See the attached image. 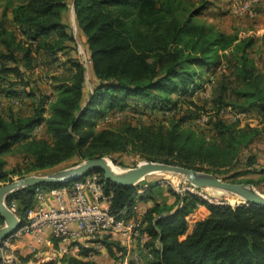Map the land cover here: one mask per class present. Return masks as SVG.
<instances>
[{
    "label": "trees",
    "instance_id": "1",
    "mask_svg": "<svg viewBox=\"0 0 264 264\" xmlns=\"http://www.w3.org/2000/svg\"><path fill=\"white\" fill-rule=\"evenodd\" d=\"M205 4L184 0H7L1 5L0 93L16 98L24 94L33 102L30 114L13 109L6 115L0 112V156L19 144L24 160L12 170H6V162L0 161V186L15 177L42 174L74 158L84 161L109 156L117 162L115 156L127 152L137 154L139 161L196 170L212 163L217 169L210 172L236 183L243 182L235 180L237 177L256 173L257 157L245 152L264 129L239 128L223 119L207 128L187 126L206 110L193 97L205 88L209 72L220 65L226 66L227 73L215 80L212 110L232 106L264 113V72L251 51L258 38L239 41L237 35L201 20ZM70 7L76 32L67 22ZM79 44L85 50V61L77 53ZM60 54L66 55L64 70L51 76L52 93L35 89L31 72L41 62L58 61ZM3 84L8 87L2 88ZM141 107L161 111L164 121L156 126L126 119L121 128L97 130L95 118L129 110L140 114ZM168 110L173 116H166ZM42 125L46 136L33 135ZM94 173L104 195L111 197V214L125 211V218L131 219L138 216L139 202L151 203L142 216L145 248L151 255L146 264H264L263 207L210 204L168 187L158 194L162 189L159 182L126 187L106 180L99 170ZM244 182L259 186L264 177ZM36 188L7 196V205H16L22 225L36 205ZM201 205L209 214L189 232L186 217ZM53 242L56 248L61 246L59 239ZM98 244L102 250L96 248ZM125 251L119 235L104 233L65 259L66 264H98L92 256L107 254L112 264H120ZM18 258L21 264L30 261L31 255ZM0 264H4L1 258Z\"/></svg>",
    "mask_w": 264,
    "mask_h": 264
},
{
    "label": "built area",
    "instance_id": "2",
    "mask_svg": "<svg viewBox=\"0 0 264 264\" xmlns=\"http://www.w3.org/2000/svg\"><path fill=\"white\" fill-rule=\"evenodd\" d=\"M233 13L239 16H258V11L252 3L246 0L236 2L232 7ZM124 113L116 112L112 116L122 117ZM173 111H166V116H173ZM118 115V116H117ZM226 116L238 121L248 116L246 111H241L232 106L223 107L220 110L202 111L197 122L209 127L211 122L217 119L225 120ZM97 174H90L79 181L68 185L44 188H36V205L27 215V222L20 226L8 239L0 245V258L4 264H20L15 255L14 246L21 238L28 239V247L32 252H37L40 247L55 248L59 257L70 256L71 253H78L80 246H86V241L101 237L104 233L119 235L126 248L125 255L120 264H146L151 257L145 248L147 237L142 232V216L126 219L125 211L120 215H113L109 211L111 197L105 196L102 185L98 181ZM186 187L178 194H194L210 204L230 205L225 201L209 200L201 192L208 188H200L185 181ZM213 189V188H211ZM140 190L139 193H142ZM241 205L239 202L237 205ZM199 206L194 212L186 217L189 225H195L200 221ZM16 212V205L9 206ZM61 241V246L56 248L53 239ZM15 240V242H14ZM102 250V245L96 246ZM74 250V251H73ZM98 256H92L93 259Z\"/></svg>",
    "mask_w": 264,
    "mask_h": 264
},
{
    "label": "rangeland",
    "instance_id": "3",
    "mask_svg": "<svg viewBox=\"0 0 264 264\" xmlns=\"http://www.w3.org/2000/svg\"><path fill=\"white\" fill-rule=\"evenodd\" d=\"M6 1L7 0H0V6L3 5ZM10 1H14V3L20 2V0H10ZM184 1L186 2L192 1L193 3L197 5L206 3L205 4L206 8L203 10V14L200 17V19L205 21L208 24L216 25L217 27H219L221 30H223L226 33L237 35L239 41H241L244 38L252 37V36H255L256 38H258L256 45L251 49V51H252L254 59L258 63L259 68L264 72V48H263L264 47V0H246V1L251 2L253 7L258 11V16H255V17H251L249 15L239 16L233 13L232 7L234 3L243 2V0H184ZM74 14L75 13L73 12V10L69 8V11L66 17H67V22L70 25L72 24V21L74 20L73 18ZM79 56L81 60L85 61L86 58L84 56V52L82 55H79ZM34 77H35L34 79H36L35 80L36 82H34L32 86H34L35 89L39 88L46 94H50L52 92V87H51L52 84L50 83L48 71L42 72L40 71V69H38V71H35ZM205 78H206V75H205ZM89 82H90V79H89ZM208 93H209V88L208 90H206V86H205V88L201 91H198L194 95L193 98H195L198 103L205 105L206 107V96H209ZM29 101L25 99L26 103L23 106L16 105L13 102L12 103L9 102L7 104L6 102L5 103L2 102L1 107L3 108H1V113L6 115L10 113L9 111H11V109H14V110L16 109L17 111L22 112V113L25 110L28 111L29 106H30ZM150 110L148 109L147 113L142 112L141 114H139L138 112L133 113L131 110H129L127 113L122 114L123 115L122 117H119L118 115H117L118 117L112 116L114 112L106 113L104 117L95 118V121L97 123V130H102L104 128H121L125 125L122 123L126 119L131 121L133 124H137L141 122L143 124L153 123L156 126H158L160 124V121H164L165 119L164 114L158 110L156 112H153V110L151 111ZM206 110H212V109L206 108ZM178 117H180V115L175 118H178ZM225 121L228 123H233V124L235 123L237 125H242L243 122H248L250 124H255L254 126L261 125L262 127H264V123H263L264 115L258 112H256L254 114V117L252 116L250 120H248L247 118H243L238 121H233L232 118H230L229 116H226ZM187 126L189 127L194 126L196 128L198 127L207 128L206 125H202L198 123L197 119L194 121L192 120L188 121ZM34 134H36L37 136H46L44 134L42 127L36 128L33 131V135ZM260 143L262 142L260 141L257 144L260 145ZM259 145L257 146L254 145V147L251 148V152L249 149V151H246L245 154L248 155L251 153H255L256 151H259L258 149ZM18 149L20 150L21 147L19 148V144H16L14 146V149L11 152L4 154L3 156H0V161L6 162V166H5L6 170L15 169L17 165L24 163L23 156L22 154H19ZM106 158L110 160L109 162L111 164H114V167L124 172L135 167L133 166V164H135L136 162L137 164L141 162L139 161V156L137 154H134L133 152H127L123 155H120V154L116 155L115 158L117 162H114L112 158L109 156H107ZM80 162L82 161L79 160L78 158H74L72 160L67 161L66 163L62 165L52 168L49 171H45L42 174H33V175L49 174L55 171H59L65 168L72 167ZM201 167L203 168V170H198V171L206 173V174H213V175L214 173L210 171H214V169H217L215 165L212 163L203 164ZM257 167L258 169L261 168V166H258V165ZM219 176L222 177L223 175H219ZM249 178L260 179L261 176H259L258 173H253V174H249L245 176H239L235 180H237L238 182L243 181L242 183H247L244 181L245 179H249ZM18 179L20 178L18 177L14 178V180H18ZM186 180L187 179L184 176L178 175V174H152L140 180L136 185H138V187L139 186L143 187L142 185H145V184L150 185V184L159 182L165 185V187L173 188L177 192V191H182L186 187V184H185ZM247 184H250V183H247ZM250 185L255 190L264 194L263 183L259 186H255L253 184H250ZM201 193L205 195L209 200H212V201H215V200L225 201L229 203L230 205H237L238 202L240 204H247L244 201V199L238 195L216 190V189L208 188V189L203 190ZM200 218H203V215H201ZM4 225H5V221H2L0 218V228L3 227ZM189 226H190L189 232H191L194 226L191 224ZM25 240L26 238H21L19 243L16 242V244L18 245L17 248L14 246V249H15L14 253L17 258H18V255H21V254L23 256L31 255L30 261L25 262L22 260L23 262L21 264H66L67 260L65 259V257L58 258L59 253L55 248H53L52 250L51 247L44 246V247H40V250H37V252L34 253L28 247L29 241L26 244ZM71 255H74V253H71L70 256ZM111 259L112 258L109 255L102 254L98 256L97 258H95L94 260L98 264H112ZM18 260L20 259L18 258Z\"/></svg>",
    "mask_w": 264,
    "mask_h": 264
},
{
    "label": "water",
    "instance_id": "4",
    "mask_svg": "<svg viewBox=\"0 0 264 264\" xmlns=\"http://www.w3.org/2000/svg\"><path fill=\"white\" fill-rule=\"evenodd\" d=\"M109 161L106 157L90 158L69 168L45 175L27 176L0 186V216L5 221V225L0 228V245L21 226L18 214L10 209L6 203L9 194L27 187H37L43 184L68 185L83 179L95 170L103 172L106 180L126 187L134 186L140 180L152 174H178L184 176L197 187L213 188L232 193L242 197L247 204L264 208V194L247 183H236L193 168L148 160L141 161L137 166L127 170L125 174L118 175L114 171V164H110Z\"/></svg>",
    "mask_w": 264,
    "mask_h": 264
},
{
    "label": "crops",
    "instance_id": "5",
    "mask_svg": "<svg viewBox=\"0 0 264 264\" xmlns=\"http://www.w3.org/2000/svg\"><path fill=\"white\" fill-rule=\"evenodd\" d=\"M70 9L73 10L74 12V9L73 7H70ZM74 20L72 21V27L74 28L75 32H76V17H75V14H74ZM84 52V56L86 58V54H85V50L83 49V47L79 44V47H78V50H77V53L78 55H82ZM75 55V54H74ZM59 60L56 61V62H53V63H45V62H41L39 63V66H37L32 72H31V78L35 81L36 79H34V73L35 71H38V69H40V71H48V74H49V79H50V83H52V80H51V76L54 75V74H60L63 72L64 70V67H63V63L65 62L66 60V55H62L60 54L59 55ZM223 72H226V66L225 65H220L219 67L213 69L212 71L209 72V79L207 80V83H206V90H208L209 88V96H206V108L207 109H213L214 108V104H213V99H214V96H215V80L216 78ZM263 72V71H262ZM37 77V76H36ZM8 87V85H5L3 84L2 85V88H6ZM52 87V85H51ZM16 90H20V91H24V90H27L29 89L28 88H23V87H15ZM45 93V92H44ZM52 93V92H51ZM50 93V94H51ZM49 94V95H50ZM25 99L27 101H29V110L28 111H24L23 113L24 114H30L31 113V105H32V102H33V99L32 98H29V97H26L24 94H22L19 98H16V97H11V96H8V94L6 93H0V112H1V103L2 102H6L9 103V102H13L15 103L16 105H20V106H23L26 102H25ZM195 99V98H194ZM195 101H197L195 99ZM15 105V106H16ZM141 111H143V113H147V110L143 107H141ZM14 110V109H13ZM24 110V109H22ZM14 111H17L16 109ZM258 112V113H262L260 110H253V111H248V116L245 117L247 118L248 120H250V118L253 116L254 117V114ZM141 114V113H140ZM264 115V113H262ZM48 116V115H47ZM264 123V122H263ZM255 124H250L248 122H243L242 125H238L239 128H257V129H264V127H262L261 125H258V126H254ZM43 128V125L41 126ZM36 135V134H34ZM262 142L259 144H257L258 142ZM254 145H259L258 149L259 151H256L255 153H251L252 155H255L257 157V165L258 166H261L260 169H258L257 165L255 166V171L256 173H258L259 176L261 177H264V132L262 133V136L261 138H259L253 145L250 146V152H251V148L254 147ZM249 149L247 151H249ZM263 185H264V182H263ZM161 188L162 189H159L158 191V194L159 193H164V191L166 190V187L165 185L161 184ZM155 195H157V193H155ZM157 198V197H156ZM169 198V197H168ZM171 199H169L170 201ZM151 203L150 202H139L138 205H137V215L138 216H143L144 213L146 212L147 208L150 207ZM198 212H200V215H203V218H201L200 220H203L205 219L208 214H209V210L208 208L205 206V207H201ZM89 241H86V246L88 245ZM18 245H16L15 247L17 248Z\"/></svg>",
    "mask_w": 264,
    "mask_h": 264
},
{
    "label": "bare ground",
    "instance_id": "6",
    "mask_svg": "<svg viewBox=\"0 0 264 264\" xmlns=\"http://www.w3.org/2000/svg\"><path fill=\"white\" fill-rule=\"evenodd\" d=\"M110 163V162H109ZM111 164V163H110ZM114 171L116 172V174H118V175H123V174H125L126 172H124V171H122V170H120V169H118V168H116V167H114ZM168 174H172V173H168Z\"/></svg>",
    "mask_w": 264,
    "mask_h": 264
}]
</instances>
